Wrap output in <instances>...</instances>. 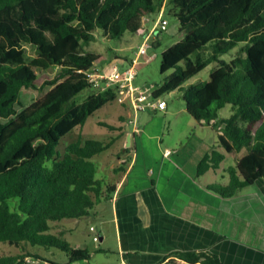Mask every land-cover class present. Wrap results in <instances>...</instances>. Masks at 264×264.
Returning <instances> with one entry per match:
<instances>
[{"label": "trees", "instance_id": "16d2710c", "mask_svg": "<svg viewBox=\"0 0 264 264\" xmlns=\"http://www.w3.org/2000/svg\"><path fill=\"white\" fill-rule=\"evenodd\" d=\"M178 41L160 55V73L172 71L151 99L179 91L195 121L221 125L217 147L245 154L224 171L225 185L207 188L233 197L256 181L264 189V0H169ZM153 0H0V264H74L91 253L72 247L59 226L87 218L108 201L115 184L96 178L93 159L114 143L85 139L58 151L60 139L106 104L115 88L89 81L99 56L84 51L99 30L106 40L137 33L146 17L159 13ZM26 47L33 57L26 61ZM237 49L229 61L222 56ZM210 64L208 81L187 84ZM56 69L54 77L48 71ZM187 84V85H186ZM16 110L21 89L42 92ZM230 105L231 114H218ZM108 131L115 125L98 121ZM224 154L211 148L196 175L218 169ZM121 167V166H120ZM62 255V256H60ZM220 264L207 251L172 252L158 264Z\"/></svg>", "mask_w": 264, "mask_h": 264}, {"label": "crops", "instance_id": "0c3cea01", "mask_svg": "<svg viewBox=\"0 0 264 264\" xmlns=\"http://www.w3.org/2000/svg\"><path fill=\"white\" fill-rule=\"evenodd\" d=\"M163 9L164 7H161L158 16L162 14ZM158 19L159 17L155 23ZM155 23L149 30H146L148 20L144 21L143 30H146L144 41L149 38L148 36L152 32L153 36L159 34ZM138 58L136 53L134 60L113 59L109 64H104L98 72H108L116 60L121 71L130 67L135 69ZM153 58L154 55L149 56V60ZM129 62L130 65H128ZM135 73L136 78V69ZM134 81L135 79L132 82L133 86L139 90L149 87L147 84L139 86ZM110 86L115 88L117 95L114 101L119 103L117 120L121 121V124L115 126L120 129V132L121 130L126 131L125 135L131 134V145L136 144L134 137L142 133L139 127L135 126L136 122L138 123L149 111L161 115V121L168 129L178 127L184 121L187 128L182 129L180 134H186L185 130H203V127L207 126L215 135L213 145L203 142V138H201L195 139L198 141L197 145H190L191 142L188 141V146H184L179 136L177 139L179 148L163 147L161 159L171 162L172 168L178 173L170 178L173 184L168 183L169 190L162 192L167 197L166 199L155 186V179L153 180L154 177H158L160 172L146 168L148 163L145 157H143V168L140 173L142 177L144 175L149 180L145 177L141 178L136 173L132 175L138 166L140 157L137 145L124 149L123 155L116 157L115 165H110L108 161L104 162L102 157L98 159L99 163L109 164L110 180L116 176L115 192L104 203H107L112 210L111 222L114 225L116 250L121 256L119 264H158L163 256L172 252L193 251L210 252L218 257L220 264H264L263 182L256 181L249 188L242 189L230 198H223L210 191L207 188L210 185H225L227 183V179L221 175V178L225 179L223 182L208 184L200 182V177L210 173L215 175V171H220L226 159V152L217 147V129H212L202 120L195 121L187 113L183 102L174 108L165 103V110H152L147 107L144 110L136 111L132 104L133 95L127 91L126 87L121 88L119 84ZM150 86L152 94L159 87ZM159 101L164 100L160 98ZM129 108L132 111L130 119L129 113H125L126 110L129 111ZM141 113L142 116L139 115ZM129 124L132 125V128L127 132L123 126ZM114 133V138H118V132ZM211 148L224 154V161L218 169H209L201 176L196 175L197 163ZM110 150L109 148L104 154ZM194 153L196 155L194 159L186 158L187 155ZM144 178L148 181L139 182ZM130 180H135V185H130ZM99 239L102 241L103 237ZM167 261L163 264H183L178 259L170 261L171 263Z\"/></svg>", "mask_w": 264, "mask_h": 264}, {"label": "rangeland", "instance_id": "374dc122", "mask_svg": "<svg viewBox=\"0 0 264 264\" xmlns=\"http://www.w3.org/2000/svg\"><path fill=\"white\" fill-rule=\"evenodd\" d=\"M153 3L156 6L159 5V10L161 7H164L161 14V19L167 21L166 30H158L159 34L157 36H153V34L150 33L148 36L149 38L144 41L146 30H149L152 27L159 15L157 12L146 17L148 20V27H145L146 30H143L144 24H142V29L140 31L137 33H125L120 39L106 40L99 30L95 31V40L84 48L85 52L94 53L99 56L91 71H94L95 69L99 71L104 64H109L113 59H123L126 61L134 60L139 47L143 44H146V54L139 56L138 63L135 66L137 77L135 78L134 82L139 86H144L147 84L149 87H151L150 85L155 87L161 85L165 76L170 74L172 71L170 70L163 74L160 73V55L166 48L178 41V22L171 13L173 12V8L169 3V0H153ZM25 50L26 61H29L33 57V52L28 47H26ZM236 54L237 49L233 50L229 55L222 56V58L226 61H229ZM151 55H154V58L149 60V56ZM116 61L114 62L116 63ZM128 65H130V62ZM215 67V64L208 65L201 72L191 78L187 84H196L202 81H208L209 75ZM55 74L56 69H51L48 71L47 76L52 78L55 76ZM48 90L49 88H45L42 90V92H39L32 89H21L19 93V102L21 105H16V110L20 111L22 107L29 105L32 101L41 97ZM161 98L169 107L172 108L177 107V105L182 102L181 93L179 91L166 94ZM118 104L119 103L117 101H112L106 104L104 107L92 114L81 128L72 130L70 133L60 139L57 148L58 151L62 153L67 145L77 140L78 135H81V137L85 139H94L106 142L110 140L109 137L111 136L115 140V131L110 132L105 127H102L97 123H99L98 121H102L112 125H120L121 121L117 120V109H119ZM125 113H129L128 117L130 119L132 116V111H130V108L129 111L126 110ZM230 114V105H226L219 111L218 117L227 118ZM139 115L142 116V113ZM144 115L145 117L140 119L138 123L136 122L135 124V126L139 127L142 133L134 137L136 144L133 143L131 145L132 147L137 145V149L140 154L138 166L135 168L132 175L136 173V175L139 174L141 178L145 177L144 175L142 177L140 173L142 172L143 168V157H145L148 163L146 168L155 169L156 172L159 170V174H161V176L158 174L157 178H153V180L155 179V186L157 187L158 191H160V193L166 192L169 190L168 183L170 185L173 184V181L170 178L172 176H176L178 173L172 168L171 162L161 159L163 147L170 149L179 148L177 145V139L179 136L181 137V142L184 146H188V141L189 143L191 142L190 145H197L198 141L195 139L201 138H203V142L213 145L215 143V135L210 129L207 128V126H204L203 130H185L186 134H180L182 129L187 128L184 121L182 125L174 127L173 129H168L165 128V124L161 121V115H157V113H152L151 111H149V113L146 112ZM215 125L216 126H214V128H212V126L209 127L212 129H217L218 132L221 125L217 124V122ZM123 128H126L128 132L131 130L132 125H125ZM116 132H118V138H116L114 143L110 146L111 150L107 154H103L101 156L104 158V162L108 161L110 165H115L117 163L116 157H119V155L122 156L124 153V144H122V140L125 138L126 131L121 130L120 132L118 130ZM117 152L120 154H117ZM244 154V151L238 154H226V159L222 165L223 168L220 169V171H215V175L210 173L200 177V182L206 184L210 182H223L225 179L221 178V176H224L227 179V174L223 170L233 165V159L242 157ZM195 157V153L193 155L186 156L188 159H194ZM99 158L93 159V162L96 164L98 169L96 172V178L103 179L105 182L110 184H115L116 176L110 180V174L108 172L109 164L104 165L103 162L99 163ZM145 178L139 182L145 183V181L149 180V178H146L148 180ZM135 182V180H130V185H135ZM162 195L164 199L167 198L163 193ZM111 217V207L107 203L101 201L98 202L96 207L90 212V215L87 218L78 220L64 219L59 222V226L65 230V240L68 241L72 247L77 249H85L91 253L89 261H82L76 264H119L121 256L116 250V237L114 225L111 222ZM100 237H103L102 241H100ZM94 238H96L97 241H94ZM12 251L17 252V250H12L6 246L0 247V253H11Z\"/></svg>", "mask_w": 264, "mask_h": 264}, {"label": "built area", "instance_id": "2783aa9c", "mask_svg": "<svg viewBox=\"0 0 264 264\" xmlns=\"http://www.w3.org/2000/svg\"><path fill=\"white\" fill-rule=\"evenodd\" d=\"M159 19L155 23V28L158 31H165L167 26V21L161 19V15L158 16ZM153 34V32H152ZM147 45L143 44L137 50V55H144L146 53ZM136 73L135 69L130 67L121 71L118 68V65L114 63L110 66L108 72H98L94 70L89 75V81L94 87H101L102 89L108 87L112 84H119L121 88L126 87L127 91L130 92L133 96V109L136 111L144 110L145 108L149 107L152 110H165L166 104L164 101H159V99H151V91L150 87L139 90L138 88L134 87L132 82L135 79ZM94 241H97L94 238Z\"/></svg>", "mask_w": 264, "mask_h": 264}, {"label": "water", "instance_id": "95a60500", "mask_svg": "<svg viewBox=\"0 0 264 264\" xmlns=\"http://www.w3.org/2000/svg\"><path fill=\"white\" fill-rule=\"evenodd\" d=\"M124 149H127L131 146V134L130 133H127L125 135V139H124Z\"/></svg>", "mask_w": 264, "mask_h": 264}]
</instances>
